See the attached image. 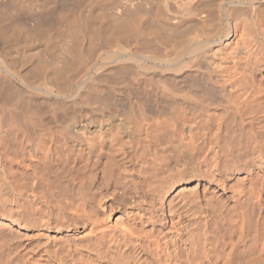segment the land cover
<instances>
[{"label": "bare ground", "instance_id": "bare-ground-1", "mask_svg": "<svg viewBox=\"0 0 264 264\" xmlns=\"http://www.w3.org/2000/svg\"><path fill=\"white\" fill-rule=\"evenodd\" d=\"M224 229L223 259L202 237ZM247 246L264 257V0H0L9 258L224 264Z\"/></svg>", "mask_w": 264, "mask_h": 264}, {"label": "rangeland", "instance_id": "rangeland-1", "mask_svg": "<svg viewBox=\"0 0 264 264\" xmlns=\"http://www.w3.org/2000/svg\"><path fill=\"white\" fill-rule=\"evenodd\" d=\"M249 199H250V200H249L250 202H249L248 200H246V202H248V204L250 203V204L253 205L254 203H256V202H254L255 200H253V197L250 198V196H249ZM251 199H252V202H253V203L251 202ZM242 202H243L242 204H245V203H246L245 200H242ZM244 202H245V203H244ZM248 204H247V206H246V204H245V206H246V210H247V211H250V210H252V209L254 210L253 207H255L256 205L254 204L255 206H254V205L251 206V205H248ZM229 205H230V203H229ZM249 206H250V207H249ZM231 207H232V206H231ZM231 207L229 206V210H230L229 213H230V212H232V213H233V212H234V213H237V211H238V210H237L238 207H237V208L235 207L236 209H234V211H233V209H232L233 207H232V208H231ZM247 207H248V208H247ZM249 208H251V209L249 210ZM255 208H256V207H255ZM256 210H257V209H256ZM238 212H239V211H238ZM230 214H231V213H230ZM226 227H227V225H226ZM224 230L226 231V233H227V232H228V233L226 234L225 231H223V230H222V232H221V231H213V232H214V235L211 234V233H213V232H210V233L205 234L207 238H206L205 235H204L205 232H204V233H203V232L200 233V237H202V235H204V236L202 237V238H203V241L206 240V241H210V242H212V243L208 242L210 245L214 243V247H215V248H214L213 246H212V247H213V249H215V250H213L212 253H214V251L216 252V250L218 249V248H217L218 246H219V248H221V246H223V245H220V244H221L220 242H222V244H224L225 242H226V243H227V242L229 243V241H226L225 238H230V237H228V235H229L230 232H229L227 229H224ZM229 230H230V229H229ZM218 232H220L221 234L218 233ZM224 233H225L226 236L224 235ZM208 234H209L210 236H209ZM218 235H219V236H218ZM220 235H221V236H220ZM223 236H224V237H223ZM229 236H230V235H229ZM204 237H205V238H204ZM216 237H217V238L219 237V238L217 239ZM220 237H221V238H220ZM222 237H223V238H222ZM215 238L217 239V242H215L216 240L214 241ZM210 239H211L212 241H211ZM219 239H220L221 241H220ZM224 240H225V241H224ZM228 240H229V239H228ZM203 241H201V242L203 243ZM213 241H214V242H213ZM223 241H224V243H223ZM204 242H205V241H204ZM219 243H220V244H219ZM216 244H217L218 246H217ZM245 247H246V246H245ZM247 247H248V246H247ZM1 248H2L3 250H1ZM241 248H242V249H241ZM250 248H251V247H250ZM250 248H249V247L247 248V250L249 249L250 251L245 252V251H246L245 248L240 247L238 250H236V252H237L238 254H237L236 252H235V254H234V255L237 254L238 256H234V255H232V257L230 256V257H231V258H230L231 260H230V259H229V260H230V261L234 260V261H232V262H230L229 260H228V261H229L230 263H234V262H235L234 264H236V263H237V264H240V263H241V264H254V262H255V264H264V261H263V260H262V262H261V259L264 258L263 256H261L262 258L260 257L261 259L259 258L260 260H257L258 262L260 261L259 263L256 261V259H258L257 257H255V260H254V256H255L254 253H256V251H252V248H251V249H250ZM243 249H244V251H243ZM0 250H1V252H0V258L2 257V258L0 259V262H1V261L6 262V260H4V259L8 258V260H9V259L11 260V262L9 261L8 264H11L12 262H13L12 264H19V262L16 261L15 259H13L12 257L9 258V256H8L9 253L6 252V251H8V250H7L5 247H0ZM239 250H240V252H238ZM3 251H4V253H2ZM242 251H243V252H242ZM257 251H258V250H257ZM8 252H9V251H8ZM219 252H220V249L217 250V253H219ZM248 252L250 253V255H253V254H254V256L252 257L253 260H251L252 263H247V262H250V260H249V261L246 260L247 257H245V256L249 255ZM252 252H253V253H252ZM251 253H252V254H251ZM219 254H220V253H219ZM219 254H216V253H215V254H212L211 257L214 256V259H215V258H216V255H219ZM221 254H222V253H221ZM221 254H220V255H221ZM243 254H244V256H243ZM245 254H246V255H245ZM257 254H258V252L256 253V256H257ZM3 255H4V257H3ZM9 255H10V254H9ZM220 255H219L218 257H220ZM239 255H240V256H239ZM250 255H249V256H250ZM10 256H11V255H10ZM5 257H6V258H5ZM218 257H217V258H218ZM222 257H223V256L221 255L220 258H222ZM233 257H234L235 259H234ZM239 257H242L243 260L240 259ZM11 258H12V259H11ZM217 258L215 259L216 261H215L214 259H212V260H214V261H212V262H213V263L215 262V264H216V262L218 261L217 264H222L223 262H225V260H227V257H226V256H225V260H224V261L221 260L220 258H218V259H217ZM244 258H245V259H244ZM248 258H249V257H248ZM223 259H224V257H223ZM236 259H237L238 261H237ZM249 259H250V258H249ZM8 260H7V262H8ZM13 260H14L15 262H17V263H14ZM235 260H236V261H235ZM244 260H245L246 262H244ZM198 261H200V260H198ZM201 261H202L203 263H205V264L207 263V261H205V260H201ZM228 261H227V262H228ZM242 261H243L244 263H243ZM253 261H254V262H253ZM229 262H228V263H224V264H230ZM256 262H257V263H256ZM1 263H2V262H1ZM213 263H212V264H213ZM2 264H5V263H2Z\"/></svg>", "mask_w": 264, "mask_h": 264}]
</instances>
